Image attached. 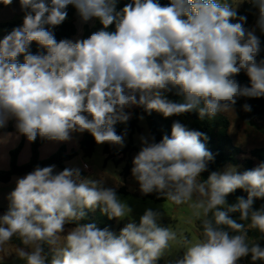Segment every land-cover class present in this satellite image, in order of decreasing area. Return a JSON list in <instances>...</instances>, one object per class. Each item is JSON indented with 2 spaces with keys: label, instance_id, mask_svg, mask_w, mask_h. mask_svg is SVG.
Instances as JSON below:
<instances>
[{
  "label": "clouds",
  "instance_id": "obj_1",
  "mask_svg": "<svg viewBox=\"0 0 264 264\" xmlns=\"http://www.w3.org/2000/svg\"><path fill=\"white\" fill-rule=\"evenodd\" d=\"M13 0H0L5 6ZM118 0H19L23 25L0 40V128L16 120L18 132L35 141H67L73 132L88 131L99 144L124 147V136L114 125L127 122L126 108L142 106L165 118L198 109L204 118L234 111L237 99L264 97V59L257 60L261 41L244 27L245 16L218 0H131L116 11ZM242 2L238 0L237 3ZM259 15L256 27L264 33V0H249ZM73 5L83 21L98 18L104 29L86 39L57 42L44 26H59ZM237 21V22H233ZM35 41L46 54L29 52ZM23 55L24 62L18 57ZM241 70L250 79L242 86L234 76ZM178 88L185 103L165 93ZM201 102L203 106L201 107ZM246 112L251 111L244 104ZM202 138L204 133L174 122L171 137L160 142L143 139L135 155L132 176L147 195H163L175 205L188 204L202 218V237L195 242L178 239L172 228L158 224L161 213L145 210L139 224L128 222L115 234L94 223H77L59 245L65 224L79 222L84 209H100L108 219L127 217L132 209L103 179L82 178L79 169L55 165L39 167L16 180L8 194V211L0 216V248L18 236L31 251L20 248L26 264H48L43 245L51 248L50 264H156L173 243L185 249L183 257L168 264H238L241 258L264 261V247L249 246L245 225L264 234V162L237 171L227 165L200 179L214 161ZM237 189V197L227 203ZM235 233V234H233Z\"/></svg>",
  "mask_w": 264,
  "mask_h": 264
},
{
  "label": "trees",
  "instance_id": "obj_2",
  "mask_svg": "<svg viewBox=\"0 0 264 264\" xmlns=\"http://www.w3.org/2000/svg\"><path fill=\"white\" fill-rule=\"evenodd\" d=\"M14 1L19 3V0ZM218 1L224 3H232L238 0ZM130 2L131 0H118L116 5V11H120L125 6V4ZM158 2L161 5H168L170 4L171 0H158ZM4 7L5 5L0 3V9H3ZM66 11L67 17L69 18L68 21H63L62 24H60L59 26H44L47 30L53 32L57 42H59L61 39L71 40L77 33L75 22L78 20L80 15L73 5H68ZM236 11L238 16H245L247 18L244 27L248 30H252L256 15L259 13L258 8H256L251 2H249V0H242L240 7ZM22 25L23 20L0 23V40H2L3 37L10 33L14 28L20 27ZM102 29L109 32H114L116 30L115 22L110 25L107 29H104L103 25L97 18L96 23L93 26H84V31L81 36V39H86L90 37V35L94 32H97ZM258 38L261 41V51L257 56V60L259 61L261 59H264V33L259 35ZM29 52L34 55L46 54V49L41 48L35 41H33L29 47ZM18 62H24L23 55L18 57ZM234 79H236L238 83L242 86H250V79L247 76L246 72L243 70H241L239 74L234 76ZM178 92V88H172L171 91L166 92L165 95L169 100L173 102L185 103V97L182 94H178ZM242 98L243 97L238 98L237 103L234 106L238 107L240 112H243L242 110H244L242 106ZM249 99L252 102L251 109L253 110V113L257 115L263 114L264 97ZM200 106H203L202 102ZM124 111L126 114L129 115V119L127 120V122H117L114 125L116 133L123 136H131L136 132H140L141 128L139 124L142 117L145 118L147 122L151 140L154 137V140L157 143L160 142L164 135H168L169 137H171V129L174 122H180L181 124L185 125L189 130H196L206 134L207 140H204L202 138V142L206 144L207 149L213 154L214 161L209 162L207 170L201 173L200 179L202 181H206L211 172L219 171L222 167L228 164L234 166H241L242 170L240 172H243L245 170H250L256 167L255 161H257L258 164L264 162V149H255L251 152V157L241 158V155L243 154L241 149L233 143L232 139L228 135L230 122L224 115H222L221 112L217 113L215 116L212 117L206 115L204 118H201L199 116L198 109H193L189 112L180 115H173L171 117L165 118L161 113L156 111H151L149 113L142 106H136V108L133 109L131 113L126 110ZM13 130L14 128L12 126V121H10L7 126L0 128V133L12 132ZM40 145L41 142L39 141L38 135L35 141H32L31 144L30 160L29 162L23 165H19L17 161L18 153L23 146L22 143L19 144L17 149L11 150L9 169L7 171H0V183L6 184L10 182L13 177L25 176L26 174L32 172L37 166L43 168L46 166L55 165L54 174L59 173L65 168H69L67 166V162H70L76 156L81 155L83 158H89L93 154L94 148L97 143L95 142L94 137L91 135V133L87 131L84 133L79 143V152L76 150L68 151L65 146H61L56 153L50 155L45 159H40ZM115 147L116 145L104 143L103 152L108 155L107 158L118 157L122 154V151L114 152ZM127 149H133L132 138L128 143ZM132 167V161L128 160L124 168V177H128L131 174ZM80 174L82 175L81 172ZM119 192H125V190L121 189L119 190ZM237 197H244L245 199H247V192H245L243 189H237L234 193L228 195V197L226 198L227 203L229 205L236 203ZM143 198L150 199L156 203L166 202V198L156 192L143 195ZM261 205H264V198H254V208L258 209ZM3 211L7 212L6 210ZM84 211L85 217L82 220H80L79 222H70L65 225L75 227L77 223H94L101 230H103L104 228H108L110 231H114L115 218L109 220L107 215L102 214L99 208L94 211L89 209H84ZM230 215L234 219H237L238 222H241L245 225V230L248 234L247 242L249 243V246H251L253 243H259L261 247H264V234L260 233L258 229L250 228V220L239 221V213H231ZM201 221L202 220H199L197 222V228L200 232V237H202L203 231ZM10 241L11 243L19 247H23V244L18 236H13ZM43 247L45 250V254L48 257V264H50L52 256L51 246L44 244ZM156 264L161 263L160 261H158ZM238 264H264V261L252 262L251 256L249 255L247 257L241 258L238 261Z\"/></svg>",
  "mask_w": 264,
  "mask_h": 264
},
{
  "label": "rangeland",
  "instance_id": "obj_3",
  "mask_svg": "<svg viewBox=\"0 0 264 264\" xmlns=\"http://www.w3.org/2000/svg\"><path fill=\"white\" fill-rule=\"evenodd\" d=\"M218 2L224 3L220 1ZM237 2L238 1H234L228 4L233 5L237 10L242 3ZM46 3H50V0H46ZM24 15L25 13L21 10L20 3H17L13 0L11 5L0 9V23L23 20ZM258 15L259 13L256 15L255 22L252 26V30H255L254 34L257 37L263 34L260 29L256 27ZM68 20L69 18L66 17L64 21ZM96 20L97 18H91L88 21H83L80 16L76 22L77 33L71 40L75 42L77 39H81L84 26H93L96 23ZM251 103L252 102L249 98H242V106L244 104H249L251 106ZM134 107L135 106L126 109L128 112H130ZM242 111L243 112H240L238 107H234L233 112L221 113L230 122L228 135L232 139L233 143L241 149L243 153L241 158H247L251 157V152L253 150L264 149V113L257 115L253 113L252 109L250 112H245L244 110ZM139 125L141 128L140 132H136L131 136H124L123 148L119 146L114 148V152L122 151L120 157L107 158L108 155L103 152L104 144H97L94 148L93 154L89 158H83L82 156L78 155L68 162L67 166L71 169H79V171L82 173V178L103 179L105 182V187L114 188L119 198L132 209V212L127 217L119 220L115 218V226L113 231L115 234L118 235L120 230L130 221L135 222L138 225L140 217L144 214L145 210L152 209L161 213L160 219L157 221L160 226L175 230L177 232L178 239L181 237H187L189 240L195 242L201 238L200 232L197 228V222L202 220V218L197 219L194 217L187 203L175 205L167 200L163 203H156L150 199H144V194H142L139 190V183L132 176V173L127 178L124 177L123 173L127 161L131 159L133 161L135 155H137L138 151L143 147L142 138L152 142L145 118H141ZM12 136L14 137L10 139V143H22L21 139L17 140L15 135ZM21 137L22 134L19 135V138ZM131 138L133 141V149H127ZM39 141L41 142L40 147L43 146L41 151L39 148V153L41 152V154H46V142H43V140L40 139V136ZM68 141L71 140L69 139ZM53 142L60 144L54 153H56L61 146L66 147V145V149L68 148V151L75 150V147H71V144L73 143L55 140H53ZM19 144L12 150L17 149ZM76 149V151L79 152V146L76 147ZM22 151L23 146L18 153V157ZM257 164L258 162L255 161L256 166ZM226 166L222 167L219 171H223ZM241 170L242 167L237 166V171L240 172ZM121 189L125 190V192H119ZM64 228L65 231L61 233L62 236L60 237V242L57 246H62L63 235H66L67 232L73 227L65 225ZM33 247L34 246H23V248L27 251H31ZM52 247L54 246H51V248ZM18 249H20L18 246L11 244L10 242L0 248V264H26L25 260L18 258L16 255ZM184 251L185 249L180 247L179 244L173 243L170 250L166 252L164 256H162L158 261H160L161 264H168L169 261H175L176 259L183 257Z\"/></svg>",
  "mask_w": 264,
  "mask_h": 264
},
{
  "label": "crops",
  "instance_id": "obj_4",
  "mask_svg": "<svg viewBox=\"0 0 264 264\" xmlns=\"http://www.w3.org/2000/svg\"><path fill=\"white\" fill-rule=\"evenodd\" d=\"M76 22H75V25H76ZM135 108H136V106L133 109H135ZM125 110L127 111V109H125ZM131 111L129 113H131ZM10 121H12V126H13L14 130L12 132H1L0 133V171H7L9 169V166H10V151L19 144V142L16 143V144L10 143V139H12L14 137L12 135H15L17 137V140L18 139L22 140L23 151L19 155V157L17 158L18 164L19 165L26 164L27 162H29L30 157H31V144H32V141H29L27 139V137L24 136V135H22V137L19 138L20 133L18 132V130L16 128V123L17 122H16L15 119H9L7 121L6 126L9 124ZM85 132L86 131H84L83 133H79V132L71 133L70 134V140L71 141L67 140V142L73 143V144H71V147H75L74 149L77 150L76 147L79 146V143H80V141H81V139H82V137H83ZM40 139L43 140V142H46L45 146L47 147L46 151H45L46 154H43V153L41 154V152H40V159H45V158L49 157L50 155H52L57 150L58 146L60 145V144H56V142H53V140H49L47 138L40 137ZM42 147H40V151L42 150ZM66 147H67V145H66ZM118 157H120V156H118ZM131 161H132V159H131ZM67 165H68V162H67ZM22 177H24V176L13 177L12 180L10 182L6 183V184L0 183V216H3L6 213L3 210L8 211V208H9V200L7 199L8 194L11 191L14 190V188L16 186V180L18 178H22ZM125 178H127V177H125ZM9 242L11 243V241H9ZM11 244H13V243H11ZM19 248H23V247H19ZM5 257H3V258H5Z\"/></svg>",
  "mask_w": 264,
  "mask_h": 264
}]
</instances>
